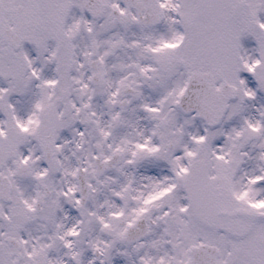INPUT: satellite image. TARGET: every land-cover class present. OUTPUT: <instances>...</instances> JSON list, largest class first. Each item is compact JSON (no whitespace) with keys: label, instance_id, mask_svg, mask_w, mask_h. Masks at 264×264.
<instances>
[{"label":"snow or ice","instance_id":"6c2138e0","mask_svg":"<svg viewBox=\"0 0 264 264\" xmlns=\"http://www.w3.org/2000/svg\"><path fill=\"white\" fill-rule=\"evenodd\" d=\"M0 264H264V0H0Z\"/></svg>","mask_w":264,"mask_h":264}]
</instances>
